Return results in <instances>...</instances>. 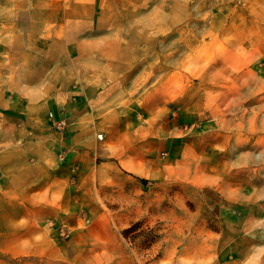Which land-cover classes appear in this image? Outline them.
I'll list each match as a JSON object with an SVG mask.
<instances>
[{"label":"rangeland","instance_id":"rangeland-1","mask_svg":"<svg viewBox=\"0 0 264 264\" xmlns=\"http://www.w3.org/2000/svg\"><path fill=\"white\" fill-rule=\"evenodd\" d=\"M52 1L0 0V53L11 31H17L25 42L30 26L47 28L58 24L63 29V26L79 28L90 18L68 16L66 13L76 7H91L96 14L92 17L93 24L99 26L98 30L110 32L75 34L78 35L74 39L76 42H86L70 48V57L60 58L62 67L67 65L70 68L74 64L80 72L97 75L138 73L146 69L153 79L184 71L188 75V96L186 93L184 98L188 105L186 108L189 112H197L190 120L182 121L185 138L205 144L202 150V153L207 152L205 157L212 152L213 133L217 134L218 126L224 125L228 130L235 131L237 142V158L232 162L227 160L229 155L221 161L200 160L190 155V169L196 170L205 165L211 171L217 167L216 164L222 170L234 166L242 169L251 164L254 167L253 187L250 198L245 199L247 194L238 191V199L229 202L212 186L199 187L189 183L185 194L188 193L193 201L190 199L184 204L185 196L180 198L178 194L180 184L169 183L168 195L162 194L166 189L164 184L142 178V182L145 181L141 183L143 190L154 194L144 196L143 193H133L128 196L129 200L132 195L139 196L142 208L148 212L128 227L113 225L124 245V255L120 257L100 256L98 251L88 256H76L73 237L77 230L80 237L89 235L86 228L94 217L102 220L107 216L114 221L124 216L128 218L134 207L132 200L124 204L128 207L126 210H117L118 203L115 201L109 202L110 209L104 207L96 213L94 210L92 216L87 214V218L81 215L82 225L78 227L71 218L73 216L60 218L56 211L48 207L44 211L43 231L45 249L47 252L50 250L49 254H45L44 259L29 257L28 264H114L117 259L124 264H264V160L259 157L258 161L252 160L253 153L263 150L256 144L264 143V0H55L56 10H59L57 17L48 18L38 12L50 8ZM99 36H103V41ZM87 42L91 43L86 45ZM107 60L109 62H105ZM3 69L6 71L5 67ZM3 85L0 89L5 91ZM139 93L136 92V95ZM3 108L0 107V139L11 141L13 135L10 129L22 126L16 120L11 124L10 119L4 116ZM162 110H166L163 118L166 127L177 123L180 103L175 100L160 103L156 108L157 119ZM136 115L142 121L148 120L146 112L140 111ZM58 116L59 119L44 130L45 137L56 142L55 150L52 149L49 154L52 162L46 165L61 164L60 167L76 171L78 164H69L66 155L65 145L69 135L66 108H62ZM62 120L65 123L59 125ZM215 122L220 125L216 126ZM20 145L16 144L14 148L23 150L25 159L29 160H20L18 168L36 169V160L33 159L36 156L30 155L35 154L34 145L24 149ZM10 147L0 140L1 173L14 167L12 157L6 158L5 154ZM157 157L167 160V157H162L161 151ZM103 158L99 156L96 160L99 162ZM130 180L118 178L105 195L108 194L110 200H116L119 185L128 186V191L135 186ZM159 191L162 196L159 205H147L149 200L154 201L152 198ZM100 193L104 192L95 193L98 200ZM250 200L253 207L246 208V202L248 204ZM181 204L185 207L182 208ZM251 212L254 218L246 221ZM102 222L94 227L105 232ZM138 222L140 225L136 229L124 233ZM61 247L66 249L59 255Z\"/></svg>","mask_w":264,"mask_h":264},{"label":"crops","instance_id":"crops-1","mask_svg":"<svg viewBox=\"0 0 264 264\" xmlns=\"http://www.w3.org/2000/svg\"><path fill=\"white\" fill-rule=\"evenodd\" d=\"M50 4V8L38 12L48 18H55L59 15L57 3L54 0ZM66 14L90 19L79 28L63 26V29L58 24L47 28L30 26L25 42L17 31H11L1 50L3 52L0 53V81H3L0 85L5 84V91L0 89V107H4V116L10 119L11 124L16 120L22 126L10 129L13 135L11 141L0 139L11 146L5 150V154L6 158L12 157L14 165L11 169L0 172V264H28L29 257L33 260L44 259L45 254H49L50 250L47 252L45 249L43 231L44 211L48 207L56 211L60 218L73 216L71 218L78 227L82 225L83 218H87V214L92 216L94 210L96 213L104 207L110 209L109 202L116 201L117 210H126L128 207L124 204L132 200L134 207L128 218L124 216L114 221L107 216L102 220L94 217L89 220V227L86 228L89 234L86 236L90 238L80 237L78 230L73 237L76 256H88L96 251L100 256H123L124 245L120 233L113 225L128 227L148 212L144 210L146 208H142L139 196L132 195L131 200L128 198L133 193H143L144 196L154 194L150 190H143V179L164 184L166 189L162 194L168 195L169 183L180 184L178 194L180 198L185 196L184 204L191 199L188 193L185 194V190H188L185 187L189 183L199 187L212 186L229 202L238 199V191L248 195L245 199L251 197L254 171L251 164L242 169L234 166L222 170L218 168L219 164L211 171L205 165L196 170L190 169V155L197 156L200 160L215 161L226 159L224 156L229 155L227 160L232 162L237 158V142L234 138L235 131L230 128L228 130L224 125L218 126L217 134L213 133L212 152L205 157L207 152L202 153L205 144L197 140L194 142L193 138H185L182 121L190 120L197 112H189L186 108L188 105L184 98L188 89V75L184 71L167 73L159 79H153L146 69L138 73L97 75L80 72L74 64L70 68L67 65L62 67L60 58L70 57V48L86 42H76L74 39L78 35L75 34L88 32L94 35L108 31L98 30L99 26L93 24L92 17L96 14L91 7H76ZM13 33L16 34L13 36ZM99 37L103 41V36ZM93 38L91 39L96 41ZM138 91L141 93L136 95ZM171 100L180 103L179 117L177 123L166 127L163 120L166 110H162L157 119L156 108L160 103ZM62 108H66L69 115L66 155L69 164L74 162L79 166L72 172L60 167L61 164L52 167L46 165L52 162L49 154L52 149L55 150L56 142L52 140V143L46 138L44 130L55 119H59ZM140 111L146 112L148 120L142 121L136 115ZM215 125L220 124L215 122ZM100 133L102 138H98ZM259 143L262 142H258L256 146L262 151L253 153L251 150L254 156L252 160L255 161L264 160V143ZM16 144H21L22 149L34 145L35 154L30 155L36 156L33 158L36 160V169L18 168L20 160L26 162L29 159H25L23 150L14 148ZM160 151L167 160L158 159L157 153ZM99 156L104 158L98 162L96 159ZM126 164L132 167L128 168ZM120 177L131 179L135 186L128 191V186L119 185L117 199L110 200L105 192ZM97 191L104 192L100 193L99 200L95 194ZM155 193L153 202L145 201L147 205H159L162 200L161 191ZM251 201L248 204L246 202V208L253 207ZM184 204H181L182 208L185 207ZM254 216L253 212L248 213L246 221ZM99 221H103L105 232L94 227ZM61 248L59 255L66 249ZM114 264L124 263L117 259Z\"/></svg>","mask_w":264,"mask_h":264},{"label":"trees","instance_id":"trees-1","mask_svg":"<svg viewBox=\"0 0 264 264\" xmlns=\"http://www.w3.org/2000/svg\"><path fill=\"white\" fill-rule=\"evenodd\" d=\"M138 225H140V223L138 222V223H135V224H133V226L131 227V228H129V229H126L125 231H124V233L125 234H127L128 232H131V231H133L134 229H136L137 228V226ZM136 235H138V234H136ZM135 235V236H136Z\"/></svg>","mask_w":264,"mask_h":264},{"label":"built area","instance_id":"built-area-1","mask_svg":"<svg viewBox=\"0 0 264 264\" xmlns=\"http://www.w3.org/2000/svg\"><path fill=\"white\" fill-rule=\"evenodd\" d=\"M63 123H65V120L58 122L59 125H63ZM102 137H103L102 133L98 134V138H102Z\"/></svg>","mask_w":264,"mask_h":264},{"label":"bare ground","instance_id":"bare-ground-1","mask_svg":"<svg viewBox=\"0 0 264 264\" xmlns=\"http://www.w3.org/2000/svg\"><path fill=\"white\" fill-rule=\"evenodd\" d=\"M131 161H132V160H131ZM127 162H128V161H126V163H127ZM129 164H130V162H129ZM133 164H134V163H133ZM124 165H125V162H124ZM130 165H131V164H130ZM126 166H127L128 168H129V167H130V168L132 167V166H129L128 164H126ZM136 166H137V165H136ZM133 167H135V166L133 165ZM128 168H127V169H128ZM142 168H143V167H142ZM129 170H130V169H129ZM131 171H132V170H131ZM142 172H143V171H142ZM139 174H140V173H139ZM145 175H146V174H145Z\"/></svg>","mask_w":264,"mask_h":264}]
</instances>
